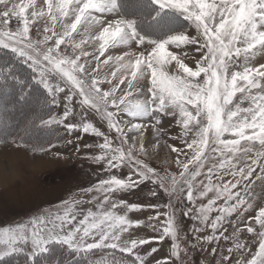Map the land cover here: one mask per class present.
Here are the masks:
<instances>
[{
    "label": "snow or ice",
    "instance_id": "snow-or-ice-1",
    "mask_svg": "<svg viewBox=\"0 0 264 264\" xmlns=\"http://www.w3.org/2000/svg\"><path fill=\"white\" fill-rule=\"evenodd\" d=\"M53 126L96 179L0 202V264H264V0H0V146Z\"/></svg>",
    "mask_w": 264,
    "mask_h": 264
},
{
    "label": "rangeland",
    "instance_id": "rangeland-1",
    "mask_svg": "<svg viewBox=\"0 0 264 264\" xmlns=\"http://www.w3.org/2000/svg\"><path fill=\"white\" fill-rule=\"evenodd\" d=\"M109 51L114 54L120 52L119 49H110ZM195 55L199 56V53ZM188 63L189 66H193L192 61H188ZM51 112L53 115H59L62 113V108H53ZM11 116L13 121L21 118L20 109L17 108ZM50 131L54 137H60V146L54 151L72 155L73 160L70 163H66L64 160L50 159L47 155L32 157L25 149H15L11 145L0 146V202H7V215L10 218H23L28 209L57 201L61 196L66 195V192L62 191L64 186L69 185L77 177L79 179L74 186H87L96 179L92 175L94 166H91L89 161L76 156L72 151L73 146L64 143L67 135L65 130L62 127L53 126ZM88 142L89 138L87 137L79 141L82 154L97 151L84 148L83 145ZM55 189H61V191ZM148 196L147 192H137L129 199L130 202L145 203ZM132 215L143 218L147 213ZM194 223L183 218V226L189 232ZM0 226H4L3 222H0ZM181 246L185 247L183 240H181ZM163 247L166 249L167 243ZM163 254L162 251L159 255ZM182 258L184 264H193L191 253L183 255ZM195 259L197 264H209L212 257L206 252L197 250Z\"/></svg>",
    "mask_w": 264,
    "mask_h": 264
},
{
    "label": "trees",
    "instance_id": "trees-1",
    "mask_svg": "<svg viewBox=\"0 0 264 264\" xmlns=\"http://www.w3.org/2000/svg\"><path fill=\"white\" fill-rule=\"evenodd\" d=\"M22 259V258H21Z\"/></svg>",
    "mask_w": 264,
    "mask_h": 264
}]
</instances>
